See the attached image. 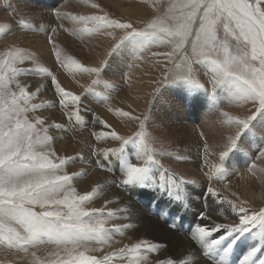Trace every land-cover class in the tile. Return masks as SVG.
Returning <instances> with one entry per match:
<instances>
[{
    "label": "snow or ice",
    "instance_id": "6c2138e0",
    "mask_svg": "<svg viewBox=\"0 0 264 264\" xmlns=\"http://www.w3.org/2000/svg\"><path fill=\"white\" fill-rule=\"evenodd\" d=\"M156 12L142 28L134 26L130 20L112 19L107 14L75 16L60 11L54 13L60 20L70 18L85 25L90 23L92 27L83 28V32L112 37L104 58L97 65L72 62L74 69L89 77L87 85H80L82 91L79 93L63 87L47 67L36 63V58L26 49L11 44L0 52V248L24 253L31 257L29 264H115L117 258H126V264H140L148 260L149 254L165 246L139 240L115 251L104 250L115 236L124 235L135 227L133 210L130 205L107 208L113 203L111 200H105L103 208L88 207L109 185H99L83 195L77 193L74 181L86 176L87 171L69 174L66 169L82 157L58 155L53 147L54 137L49 134L50 128L67 132L71 127L55 121L48 125L41 116L32 115L56 105L33 103L44 85L32 91L20 79L29 73L51 77L58 105L65 117L69 122L86 127L88 109L83 106V98L94 92L97 85H103L109 90L103 103L110 100L117 84L106 78L105 72L111 70L113 54L126 41L135 38H139V42L132 54L133 64L144 59L143 53L151 47L163 49L151 53L157 58V67L163 63L164 68L149 105H153L165 85H178L185 88L190 98L196 93L206 95L211 102L209 111L218 113L217 123L234 129L219 148L206 138L203 145L201 171L202 179L207 180L206 195L215 198L219 204L225 202L214 185L225 179L227 157L230 153L246 150L242 135L246 139V130H250V126L255 128L253 134L264 141V124H252L257 114L264 119V0H167L166 4L157 7ZM18 25L21 30L44 33L48 43L54 44L52 33L56 32L55 28L49 30L26 18L19 19ZM12 30L11 25L0 24V36H6ZM117 30L119 36L115 35ZM56 60L68 67L63 64L59 52H56ZM26 62L36 66L25 67ZM133 64L128 63L127 68ZM122 78L127 82V73L123 72ZM221 91L226 94L223 99L218 95ZM222 103L250 107H246L243 114H233L220 107ZM117 112L138 120L139 129L128 137L119 135L116 130L104 133V136L118 141L119 147L94 150L93 155H103L104 161L108 162L97 161L98 166L112 173L114 166L120 168V180L115 185L118 188L151 187L176 200H183V186L199 184L200 180L187 179L184 174L176 176L161 172L158 181L154 166L163 167L158 157L171 156V153L154 146L157 141L146 128L149 114L146 112L141 119L120 109ZM96 121L105 123L99 117L93 122ZM105 127L110 126L105 124ZM92 135L100 138L95 132ZM129 145L133 149L131 153L127 150ZM258 153L257 159L264 160V147ZM133 159L137 162L134 163ZM176 159L185 157L177 156ZM249 171H256V165L253 164ZM226 202L238 215V223H216L208 214L206 204L200 219L211 223L197 224L190 232V238L199 245L197 251L202 250L206 258L210 249L229 237L234 239L224 249L225 253L231 250L236 239L251 232L257 246L241 257L240 264H253L260 246H264V207H245L249 204L247 200H240L239 206L233 200ZM118 213L124 215L120 217ZM116 218L129 222L111 224ZM221 232L222 235L210 239L213 233ZM44 245H53L54 248L41 255L39 250ZM158 264H175V261L160 260ZM179 264L187 262L181 260ZM255 264H264V255Z\"/></svg>",
    "mask_w": 264,
    "mask_h": 264
},
{
    "label": "rangeland",
    "instance_id": "374dc122",
    "mask_svg": "<svg viewBox=\"0 0 264 264\" xmlns=\"http://www.w3.org/2000/svg\"><path fill=\"white\" fill-rule=\"evenodd\" d=\"M3 1L5 2V0H0V24H9L12 26L13 30L6 36H0V52H3L6 47L11 44L24 48L36 58L37 64L47 67L63 87L76 93L81 92L82 88L80 85H87L89 77L86 73H80L74 69L72 67V62L76 61L84 66L97 65L100 60L104 58L110 43H112V37L95 32L86 33L81 31L85 27H92L90 23L85 25L84 23L74 21L70 18L63 20L57 19L56 15H54L56 10L55 12L49 10V8L52 9L55 7H48V5L42 1H40V3L35 1L36 4L33 3V5L30 0H7V4ZM8 1H13L11 7H8ZM65 3H67L65 4L66 6L64 5L65 7L63 9H57V11L75 16L107 14L109 18L112 19L130 20L134 26L142 28L145 22L151 20L152 17L157 14V7L161 6L162 3L166 4L167 0H65ZM93 5H98L99 7H93ZM10 8L12 9L10 10ZM21 18L32 20L35 22V25H43L49 30L55 28L56 32L52 33L54 44L48 43L47 35L44 33L33 32L34 39L39 38V41L45 44L44 50L39 53L41 50H36L34 45L32 46L35 42L21 39L19 33L23 32L22 34H24L25 32H32L29 30H21L18 27V21ZM115 35H120L119 30L115 32ZM135 40L139 41V38L126 41L124 45L113 54L111 70H106L105 72L106 78H110L117 84L116 90L111 92L110 100L107 103H103V97L109 91L105 89L103 85H97L94 92L88 93L86 97L83 98V106L88 109L85 116L87 120L86 127L77 125L75 122H69L65 117L64 111H62L58 105V97L52 85L51 77L29 73L22 76L20 79L21 83L27 84L32 91H35L40 85H44L37 97L32 101L33 103H50L56 105L55 107H46L38 110L32 115L41 116L48 125H51L53 121H55L64 124L66 127H71V131L67 132L50 128L49 134L54 137L53 147L58 155L82 157L71 163L66 169L69 174L78 173L81 170L87 171L86 176L74 181V187L77 193L83 195L86 192L92 191L94 187L99 185H109L98 198L92 200L88 204V207L103 208L105 200H111L113 203L108 204L107 208L119 209L125 205H130L133 210L134 215L132 221H135L133 222L135 227L127 230L124 235L115 236L110 245L104 246V250L108 252L115 251L124 247L126 244L130 245L139 240L162 243L165 246L160 248L161 250L159 249L151 253L147 261L140 262V264H158L160 260L167 261L172 257L179 256L186 248H191L194 252H198L197 249H199V245L196 244L195 241H191L190 232H192L194 227L200 224V222L203 224L211 223V221H201L200 219L199 213L205 210L204 206L206 204L209 205L211 203L208 209L215 211L218 209V213H223V220L226 222L217 218H215V221L216 223L220 222L224 224L238 223L236 221L239 220L238 215L232 211L231 205L227 204V200L234 199L233 201L237 206L240 205V200H247L249 204L244 205L245 207L250 206L256 209L264 207V165L259 164L256 166V171H252L248 174H244L239 170L236 171V173L226 171L224 173L225 179L222 181L226 182V185L229 184L230 186L228 187H234L240 195L237 196L236 194L234 196L233 193L235 191H231L232 194L230 192L229 195L227 193H223L225 194L223 195L219 192L220 188L223 186L216 183L214 187L216 186V189H219L218 192L225 199L223 204L217 203L215 198H211L204 193V191L206 192L205 188H207V181L205 179L204 182L199 183L200 185H184L183 200H176L170 197L166 192H161L159 189L151 187L129 186L127 190L116 187L115 185L118 184L120 180V168L114 166L112 173L99 167L97 161L104 163V157L103 155H93V151L97 149L119 147L118 141L104 136V133L116 130L119 135L128 137L132 136L134 132L139 129V121L123 117L117 112L116 108L118 107H120V110L122 109L121 111L130 112L133 116L141 117V119L143 118V114L147 112L149 114V120L146 122V128L150 136L157 141L154 146L171 153V156L158 157L163 166L162 168L154 166L158 181L161 172L172 173L179 176L181 173L185 174V168L183 169L180 167H200V169H202L204 165L203 145L205 138L214 146L219 144L217 148L221 146L220 143H224V141L219 139V143L214 144L216 142L214 140L217 139L216 135L220 133V128L222 126L217 123V121L206 126L205 120L207 119H203L202 123L194 121L191 123L189 117L181 114L182 111L180 109L182 106L177 96L169 91L167 86L170 85H165L161 89L153 105H149V100L152 98V91L157 86L156 81L160 79L161 69L164 68L163 63L157 67V58L153 57L151 53L153 51H162L163 49H158L153 46L145 51L143 53L144 59L135 61L134 64L132 63L133 66L127 68L125 71L128 75L127 82H125L122 76L116 77L114 65L115 58L117 57H115V54L131 46ZM49 48L52 50L48 51ZM56 52L61 54L60 56L63 64L68 65V67H64L61 63L57 62ZM24 66L32 68L36 65L32 62H26ZM171 86L183 90L181 86ZM145 93H147V95ZM219 94L221 96L226 95L223 91ZM143 96H146L145 100H143ZM191 98L197 100V102H201L204 97L196 93ZM116 105L118 107H116ZM221 107L225 111L227 110L234 114L237 110H242V113H244L245 108L250 106L232 105L231 109H236L235 111H230V108L223 105ZM96 116H101L99 119L102 121L106 119L104 121L105 123L102 124L99 121L93 122ZM107 120H109V122ZM105 124L110 127H105ZM252 124L257 126L264 124V119H261L260 114H257V118ZM227 130L229 131L230 129ZM93 132L100 134V138L97 139L96 136H93ZM201 133H204L203 137ZM258 139L261 140V137L258 136ZM127 150L131 153L133 150L132 146L129 145ZM180 155L181 157H185V159L177 161L176 157ZM235 155H237V158H241L243 156V151H238L235 154L230 153L225 164L232 163V165L240 166L239 160H235ZM258 155L259 153L255 156ZM133 162L136 163L137 161L133 159ZM182 169L183 171H181ZM199 172L202 174L200 177H203V172L201 170H199ZM167 179L168 177L166 175L165 180ZM113 181H115V183H112ZM230 195L232 196L228 197ZM186 203L188 206H185ZM197 213L198 215H196ZM123 215L124 213H118L120 217ZM211 218L214 220V217ZM128 222V220L116 218L111 221V224H124ZM111 224L109 226H111ZM172 225H174V227H172ZM222 234V232L219 234L213 233L210 239H215L217 235ZM252 235L253 233L250 232L240 236L241 238L239 237L236 239V242L232 244L231 250L228 253H225L224 249L232 242L230 237L221 244L210 249L211 251H209L210 253H208L206 258L203 257L202 250L197 254L199 257L201 256L200 254H202L200 258H202L203 264H240L241 257L251 249V242L257 241ZM53 248V245H44L39 252L41 255H44L48 250ZM260 252H262L260 256L257 252V257L253 258V264L264 255L262 246H260ZM30 259L31 257L26 256L24 253L18 254L0 248V264H13V261H15V264H29ZM115 264H126V258L123 260L117 258Z\"/></svg>",
    "mask_w": 264,
    "mask_h": 264
},
{
    "label": "bare ground",
    "instance_id": "6f19581e",
    "mask_svg": "<svg viewBox=\"0 0 264 264\" xmlns=\"http://www.w3.org/2000/svg\"><path fill=\"white\" fill-rule=\"evenodd\" d=\"M35 1H37L38 3H40V1H42V2H44V3H46L47 5H48V7H55V8H52V9H50L49 8V10L50 11H53V12H55V10L57 11V9L58 10H61V9H63L66 5L65 4H67L68 3V1H67V3H65V0H30V2H32V5H33V3H35ZM108 1V0H107ZM4 2V1H3ZM9 2V4L11 5L12 4V2L13 1H8ZM5 3V2H4ZM36 4V3H35ZM65 5V6H64ZM12 6V5H11ZM6 7V6H5ZM1 9V8H0ZM12 8H10V10H11ZM14 21V20H13ZM15 26V25H14ZM19 27V26H18ZM15 30V29H14ZM19 33V32H18ZM23 33V32H22ZM22 33H19V36H21V39H26L27 41L28 40H30V41H32V42H35V44H32V46L34 45V48L36 49V50H38V49H40L41 51H39V53L40 52H42L43 50H44V43H42V41H39V38H36V39H34V35L32 34L33 32H25L24 34H22ZM93 33V32H92ZM36 35V34H35ZM61 41V40H60ZM25 42V41H24ZM139 41L137 40H135L134 41V43L131 45V46H129V47H127L125 50H123V51H119V53H116L115 55V57H117V58H115V73H116V77H121L122 76V73L123 72H125L126 70H127V64L128 63H130V64H132L133 63V61H131V58H132V54H133V51H134V48H135V46L137 45V43H138ZM48 46V45H47ZM46 46V47H47ZM58 46V45H57ZM56 46V47H57ZM64 46V45H63ZM50 47V46H49ZM32 48V47H31ZM34 48H33V50H34ZM52 48H53V46H52ZM60 48V47H59ZM64 48V47H63ZM62 49V48H61ZM45 50H46V48H45ZM49 50H52L51 48H49L48 49V51ZM64 50V49H63ZM56 51H58V50H56ZM60 51V50H59ZM66 51V50H65ZM38 52V51H37ZM36 53V52H35ZM38 54V53H37ZM61 55V54H60ZM44 58V57H43ZM112 76V75H111ZM148 77V76H147ZM149 81V80H148ZM147 83V82H146ZM154 84V83H153ZM149 86V85H148ZM147 86V87H148ZM146 87V88H147ZM168 88H169V91L170 92H173L176 96H177V99L179 100V102H180V104H181V111H182V115H186V117H189L190 118V122L191 123H193V121L194 122H197V123H202L203 122V119H207V120H205L206 122H205V124H206V126L207 125H210V124H212V123H214V122H216L217 121V116H218V113L217 112H210L209 111V108H210V104H211V102L209 101V99H208V97L206 96V95H204L203 93H198V95H201V96H203L204 98H203V100H201V102H197V100H194V99H192V98H190L189 97V95H187V91L185 90V88H183V90H180V88H176L175 86H167ZM145 89V88H144ZM143 89V90H144ZM142 90V89H141ZM147 90H148V88H147ZM145 91H146V89H145ZM167 91V90H166ZM142 93V92H141ZM148 93V92H147ZM147 93H145L146 95H147ZM140 95V94H139ZM145 97L146 96H143V100H145ZM225 97V95L224 96H221L220 94H219V98L220 99H223ZM101 98V97H100ZM122 98H124V97H122ZM194 98V97H193ZM201 99V98H200ZM93 100V99H92ZM147 101V100H146ZM144 104V103H143ZM93 105V104H92ZM111 105V104H110ZM225 106V107H228V108H230L231 109V106H229L227 103H222L221 105H220V107L221 106ZM114 106V105H113ZM120 106V105H119ZM128 106V105H127ZM141 106V105H140ZM237 106V105H236ZM116 107H118L117 105H116ZM100 108V107H99ZM109 108V107H108ZM119 109H120V107H118ZM118 108H116V109H118ZM227 108V109H228ZM107 109V108H106ZM122 110V109H121ZM123 110H124V108H123ZM236 109H231L230 111H235ZM227 111V110H226ZM180 112V111H179ZM237 113H241V114H243L242 113V110H237V112L236 113H234V114H237ZM103 114V113H102ZM107 116V115H106ZM96 117H98V116H96ZM99 118H101V116H99ZM105 118V117H104ZM110 118V117H109ZM103 119V118H102ZM106 120V119H105ZM104 120V121H105ZM108 122H109V120H107ZM111 121H113V120H111ZM99 124V123H98ZM112 124V123H111ZM195 124V123H194ZM130 127H132V126H130ZM130 127H129V129H130ZM200 127V126H199ZM99 129H100V127H99ZM227 129H229L228 127H226V126H221V128H220V133H217V139L216 140H214V141H216L214 144H218L219 142H218V140L220 139L221 141H225V137H227L228 135H229V133L230 132H232L231 130H234V129H230L229 131L227 130ZM246 132H247V134H246V139H245V136L244 135H242V140L244 141V147H245V151H243V156L241 157V158H237V155H235V160H239V162H240V166H238V165H232V163H226L225 165H224V173L226 172V171H231L232 173H236V171H241L242 173H244V174H248V173H250V172H252V171H249V169L252 167V165L253 164H255L256 166H258L259 164H263L264 165V160H261V159H257V157L259 156H255L258 152H259V150H260V148L261 147H264V141H262V139L261 140H259L258 139V136L257 135H254L253 133L255 132V128H251V126H250V130H246ZM176 134V133H175ZM221 145L223 144V143H220ZM106 145V144H105ZM219 145V144H218ZM217 145V146H218ZM190 154V153H189ZM188 155V154H187ZM181 156V155H180ZM175 157V156H174ZM178 161V160H177ZM180 162V161H179ZM178 162V163H179ZM180 164H181V162H180ZM179 164V165H180ZM186 166V165H185ZM180 167V166H179ZM198 167V166H197ZM180 168H185V176L187 177V178H189V179H192V178H197V179H199L200 180V182H204V179H202V176L200 177V175H202L200 172H199V170H201L200 169V167H198L199 168V170H198V168H190V167H180ZM237 168V169H236ZM183 169L181 170V171H183ZM234 169H236V170H234ZM264 170V169H263ZM240 172V173H241ZM181 174H183V173H181ZM228 177V176H227ZM206 180V179H205ZM207 181V180H206ZM224 181H222V182H218L219 184H221V186H223V187H221L220 188V190H219V192H221L222 194L223 193H227L228 195L230 194V192L231 191H235L234 193L235 194H237V196L238 195H240L239 194V192L236 190V189H234V187H228V186H230L229 184L228 185H226L225 183L226 182H224ZM218 184V185H219ZM235 184V183H234ZM198 185H200V184H198ZM207 185V184H206ZM225 185V186H224ZM238 185V184H237ZM241 185H243V184H241ZM234 186V185H233ZM236 186V185H235ZM197 187V186H196ZM240 187V186H239ZM245 187H246V185H245ZM215 188H216V186H215ZM247 188V187H246ZM200 189V188H199ZM245 189V188H244ZM205 190H206V188H205ZM246 190V189H245ZM192 191V190H191ZM204 193H206L205 191H204ZM197 194V193H196ZM231 194H232V192H231ZM205 195V194H204ZM223 195H225V194H223ZM206 196V195H205ZM232 195H230V196H228V197H231ZM196 197V196H195ZM257 197V196H256ZM212 198V197H211ZM259 198V197H258ZM234 200V199H233ZM194 202V201H193ZM206 202V201H205ZM204 202V203H205ZM206 203H208V202H206ZM201 204V203H200ZM211 204V203H210ZM209 204V205H210ZM209 205H207V206H209ZM214 205V204H213ZM195 207V206H194ZM201 207V206H200ZM213 207V206H212ZM216 207H217V204H216ZM215 207V208H216ZM255 207V206H254ZM199 208V207H198ZM197 209V208H196ZM221 210V209H220ZM217 211V212H216ZM212 210V209H208V214L211 216V217H214V221H215V218H217V219H222L223 220V213L222 212H219L218 213V209L217 210ZM198 212H199V210H198ZM200 213H201V211H200ZM199 213V214H200ZM136 215V214H135ZM196 215H198V213L196 214ZM233 215V214H232ZM229 216V215H228ZM136 219H137V217H136ZM151 219V218H150ZM233 219V218H232ZM144 220V219H143ZM150 221V220H149ZM156 221V220H155ZM225 220H223V222H224ZM132 222H135V221H132ZM209 222V221H208ZM216 222V221H215ZM226 222V221H225ZM236 222H238V221H236ZM146 223V222H145ZM152 223V222H151ZM201 223V222H200ZM220 223V222H219ZM156 224V223H155ZM147 225V224H146ZM149 225V224H148ZM154 227V226H153ZM159 227V226H158ZM164 228V227H163ZM161 231H162V229H161ZM153 232V231H152ZM158 232V231H157ZM163 232V231H162ZM161 232V233H162ZM219 234V233H218ZM253 236V235H252ZM158 237V236H157ZM160 237H161V235H160ZM133 238V237H132ZM233 238L234 237H230V239H232L233 240ZM241 238V237H240ZM164 239V238H163ZM190 239V238H189ZM190 241V240H189ZM192 241V240H191ZM190 241V242H191ZM249 241H251V240H249ZM195 243V242H194ZM226 243V242H225ZM257 241H254V242H251V248H253V247H256L257 246ZM250 244V243H249ZM249 244H248V247H249ZM198 246V245H197ZM248 247H246V248H248ZM262 248H263V250H264V246H262ZM161 250V249H160ZM188 250V251H187ZM163 251H165V250H163ZM211 251V250H210ZM248 251V250H247ZM198 253V252H197ZM196 252H194L193 250H191V248H186L183 252H181L180 253V255L179 256H176V257H172L171 259L172 260H174V261H176L175 262V264H179V261H181V260H183V261H186L188 264H203L204 262H203V260H202V258H200L201 256H202V254H200L201 256L199 257L198 256V254H197ZM210 253V252H209ZM262 254V252H258V255L260 256ZM150 255V254H149ZM225 255V254H224ZM210 256V255H209ZM152 257V256H151ZM204 257V256H203ZM256 257H257V255H256ZM212 259V258H211ZM258 259V258H257ZM212 262V261H211ZM206 264V263H205ZM215 264H217V263H215Z\"/></svg>",
    "mask_w": 264,
    "mask_h": 264
}]
</instances>
